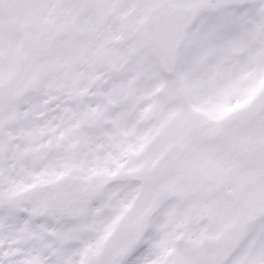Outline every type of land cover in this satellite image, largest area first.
Returning <instances> with one entry per match:
<instances>
[{"label": "snow or ice", "instance_id": "6c2138e0", "mask_svg": "<svg viewBox=\"0 0 264 264\" xmlns=\"http://www.w3.org/2000/svg\"><path fill=\"white\" fill-rule=\"evenodd\" d=\"M0 264H264V0H0Z\"/></svg>", "mask_w": 264, "mask_h": 264}]
</instances>
